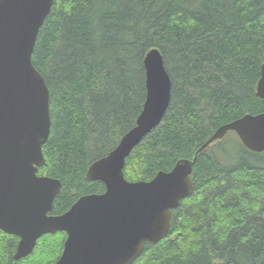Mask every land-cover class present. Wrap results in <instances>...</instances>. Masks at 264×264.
<instances>
[{"label":"trees","instance_id":"obj_1","mask_svg":"<svg viewBox=\"0 0 264 264\" xmlns=\"http://www.w3.org/2000/svg\"><path fill=\"white\" fill-rule=\"evenodd\" d=\"M155 47L172 80L170 105L127 157L126 179L170 171L222 125L264 112L257 95L264 0H53L32 56L50 90L51 132L38 174L62 182L51 214L105 191L87 169L136 125L144 58ZM226 139L199 153L192 193L173 209L169 232L146 242L132 264H264V152ZM66 238L44 234L15 259L19 237L0 229V264H52Z\"/></svg>","mask_w":264,"mask_h":264},{"label":"water","instance_id":"obj_2","mask_svg":"<svg viewBox=\"0 0 264 264\" xmlns=\"http://www.w3.org/2000/svg\"><path fill=\"white\" fill-rule=\"evenodd\" d=\"M53 0H0V229L19 237L14 255H29L44 234L65 231L59 259L52 264H131L146 242L167 235L172 211L193 190L191 175L200 152L229 131L245 146L264 151V112L247 113L217 129L195 153L149 181H129L127 157L161 124L170 105L172 80L159 48L145 55L146 99L136 125L107 155L94 160L86 178L102 181V193L82 195L54 215L59 179L38 174L51 132L50 90L32 56ZM264 98V63L257 84Z\"/></svg>","mask_w":264,"mask_h":264},{"label":"rangeland","instance_id":"obj_3","mask_svg":"<svg viewBox=\"0 0 264 264\" xmlns=\"http://www.w3.org/2000/svg\"><path fill=\"white\" fill-rule=\"evenodd\" d=\"M226 137H227V136H226ZM226 137H225L224 139H226ZM229 137H231V139L229 140L228 145H237V143H236V137H238L237 134L234 133V132L232 131V132H230V134H228L227 139H228ZM224 139H223V140H224ZM227 139H226V140H227ZM263 152H264V151H263ZM263 154H264V153H263Z\"/></svg>","mask_w":264,"mask_h":264},{"label":"bare ground","instance_id":"obj_4","mask_svg":"<svg viewBox=\"0 0 264 264\" xmlns=\"http://www.w3.org/2000/svg\"><path fill=\"white\" fill-rule=\"evenodd\" d=\"M262 65H263V64H262ZM261 70H262V69H261ZM171 91H172V90H171ZM257 114H258V113H257ZM229 132H231V131H229ZM229 132H228V133H229ZM233 132H235V131H233ZM228 133H227V134H228ZM235 133H236V132H235ZM227 134H226V136H227ZM236 134H237V133H236ZM212 136H213V135H212ZM212 136H211V137H212ZM226 136H225V137H226ZM237 136L239 137L238 134H237ZM211 137H210V138H211ZM225 137H224V138H225ZM224 138H223V139H224ZM239 138H240V137H239ZM223 139H221V140H223ZM240 140H241V138H240ZM219 141H220V140H219ZM241 141H242V140H241ZM216 142H218V141H216ZM214 143H215V142H214ZM214 143H213V144H214ZM242 143H243V141H242ZM243 144H244V143H243ZM211 145H212V144H211ZM244 145H245V144H244ZM262 152H263V151H262ZM193 157H194V156H193ZM192 159H193V158H192ZM91 163H92V162H91ZM125 163H126V162H125ZM124 167H125V166H124ZM192 174H193V173H192ZM124 175H125V174H124ZM191 178H192V175H191ZM89 181H90V180H89ZM129 181H130V180H129ZM138 181H140V180H138ZM192 181H193V180H192ZM175 209H176V208H175ZM135 260H136V259H135ZM135 260H134V261H135ZM134 261H133V262H134ZM133 262H132V263H133ZM132 263H131V264H132Z\"/></svg>","mask_w":264,"mask_h":264}]
</instances>
